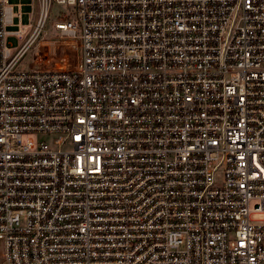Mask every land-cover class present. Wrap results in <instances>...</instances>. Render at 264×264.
Returning a JSON list of instances; mask_svg holds the SVG:
<instances>
[{
  "label": "built area",
  "instance_id": "2783aa9c",
  "mask_svg": "<svg viewBox=\"0 0 264 264\" xmlns=\"http://www.w3.org/2000/svg\"><path fill=\"white\" fill-rule=\"evenodd\" d=\"M40 3L0 0L1 264H264V0Z\"/></svg>",
  "mask_w": 264,
  "mask_h": 264
},
{
  "label": "rangeland",
  "instance_id": "374dc122",
  "mask_svg": "<svg viewBox=\"0 0 264 264\" xmlns=\"http://www.w3.org/2000/svg\"><path fill=\"white\" fill-rule=\"evenodd\" d=\"M9 4L13 7L14 18L13 22L7 26V30L10 32H16L22 30L23 28L31 31L40 15L41 3L40 0H9ZM74 11L73 6H68L66 4H59L56 1H53L49 4V14L48 18L44 25V36H55L59 34V31L56 29V23H62L67 21L65 15ZM28 34V33H27ZM7 41L10 44L12 50H16L20 45V39L17 35H9ZM68 54L70 55V64L75 63L77 56V46L74 45L67 49ZM63 49H60L58 56L62 55ZM39 54V55H38ZM38 55V60L35 61ZM48 50L45 47H41L39 50L36 47H33L22 62V66L26 68H38L40 60L44 61L48 57ZM37 64V65H36ZM255 217H261L257 215ZM2 245L0 244V264L2 262Z\"/></svg>",
  "mask_w": 264,
  "mask_h": 264
}]
</instances>
